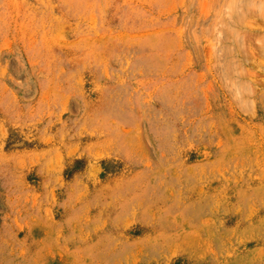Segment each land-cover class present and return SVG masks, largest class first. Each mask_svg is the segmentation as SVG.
<instances>
[{"label":"rangeland","instance_id":"rangeland-1","mask_svg":"<svg viewBox=\"0 0 264 264\" xmlns=\"http://www.w3.org/2000/svg\"><path fill=\"white\" fill-rule=\"evenodd\" d=\"M0 264H264V0H0Z\"/></svg>","mask_w":264,"mask_h":264}]
</instances>
